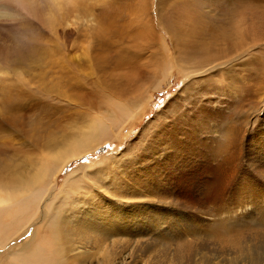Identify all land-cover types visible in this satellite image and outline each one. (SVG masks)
Listing matches in <instances>:
<instances>
[{"label": "rangeland", "instance_id": "obj_1", "mask_svg": "<svg viewBox=\"0 0 264 264\" xmlns=\"http://www.w3.org/2000/svg\"><path fill=\"white\" fill-rule=\"evenodd\" d=\"M17 1L0 0V160L21 158L25 154L40 156L44 152H38L44 151L51 139L62 136L68 128L92 119L105 120L110 123V139L101 144L95 153L86 156L87 164L97 168L104 156L119 155L123 148L128 155L120 159L112 179L111 175L104 177L94 173L84 177L78 172L84 195L92 193L94 201L100 200L103 204L115 200L110 203L113 207L117 202L126 200L133 208L129 210L132 212L130 218H139L141 214L136 209L142 206L144 198L146 200L150 196L126 199V192L130 193L127 194L129 197L132 194L125 189V184L131 183V187L133 185L138 190L141 187L143 196L152 191V186L155 195L148 200L149 204L156 202L157 207L151 206L146 212L158 213L166 218L168 226L158 235L164 233L178 237L172 240L171 253L179 245L178 240H193V236L188 234L193 230L192 221L205 227V233H218L223 228L232 232L236 230L243 238L263 230L264 217L257 218L259 212L252 210L258 205L264 208V43L250 52L244 61H234L231 70L223 72L217 69L218 66L213 67L215 63L204 66L199 51L204 40L210 41L215 37L210 28L218 30L225 26L227 31V23L234 21L235 14L237 18H242L246 10L251 9L256 10L251 19L264 15V0H76L75 4L81 9L71 4L69 8L73 10L69 15L65 8L60 9L55 32L50 23L42 20L45 18L25 14L17 18L16 7L23 0ZM24 1H36L45 6L48 2L52 3L49 0ZM6 12L9 16L5 15ZM105 12L114 14L116 19L124 18L125 22L136 19V15L144 20H141L144 26L134 30L124 40L121 36L126 35L127 28L115 27L120 33L112 32L106 40L103 35ZM131 12L135 15L130 19L128 14ZM163 20H168V29L162 24ZM171 21L177 24L176 29ZM146 22L147 25L152 23L147 26L148 30ZM161 25L164 30L160 31ZM154 26L161 34L168 30L166 51H159L158 38L157 46H149L147 31ZM261 28L260 24L250 27L249 36L260 38L258 33ZM171 36L181 43L193 45L187 48L181 45L179 50H175ZM215 42L222 41L218 39ZM105 45L108 47L103 49ZM178 51L181 63L189 64L190 69H172L171 62L167 69L170 76L167 81L159 83L163 77L162 72L158 73L161 54L165 52L164 61L170 62L174 56L177 57ZM168 52L172 53L169 55ZM116 54L127 56V65L120 69L112 68L111 72L108 61L111 57L119 58ZM152 54H155L154 57ZM38 59L40 64H34ZM104 68L112 75L102 81L107 74ZM187 84L190 88L185 89ZM142 94L144 101L136 109L137 97ZM122 105L126 107L127 114L134 115L128 122ZM136 114L140 116L135 117ZM118 132H122L123 140L116 143L112 136ZM16 152L22 156L15 157ZM109 160L100 162L109 164ZM82 164L80 159L71 162L60 173L58 188L65 182L68 172L80 169ZM140 172L143 173L142 178L150 182L148 190H143L141 183L140 186L134 183V180L141 179ZM93 183L96 187L106 184L103 185L104 190L96 195L92 190ZM107 189L109 192L105 191ZM75 200L81 207V202ZM31 216L24 218L30 220ZM16 219H9L7 223L0 219V224L6 226H0V252L3 253L0 257L9 256L12 250L29 240L35 230L32 227L30 232L26 230L18 237L17 234L22 233L15 232L19 225L9 226ZM42 232L49 237L51 230L45 228ZM202 238L196 245L198 249L193 250L182 264L231 261L229 258L234 252L231 245L224 248L215 242V238ZM152 242L143 248L146 250ZM162 247V252L167 250ZM120 251H123L122 258L114 260ZM144 252L145 255L132 245L126 251L122 244H116L115 255L106 258L101 253L91 259L76 257L75 252L67 255H70V260L78 258L79 264H174L172 259L162 260L155 253ZM54 258V255L45 259L41 256L40 260L30 255L23 256L24 261L32 264H56ZM239 259L245 261V257L244 261ZM261 260L260 263L264 261Z\"/></svg>", "mask_w": 264, "mask_h": 264}, {"label": "bare ground", "instance_id": "obj_2", "mask_svg": "<svg viewBox=\"0 0 264 264\" xmlns=\"http://www.w3.org/2000/svg\"><path fill=\"white\" fill-rule=\"evenodd\" d=\"M49 1H51L53 4L50 2L48 3L45 2V4L47 3V5L45 6L36 1H29L25 3L26 1L23 0V2L18 3L19 6L16 7L17 14H15V16L17 15L18 18L25 14V15H30V17L33 16V18L35 15L36 18H45L42 20L50 23L52 26L51 28L55 32L58 27L55 25V23L58 20L57 14L60 12V9L65 8L67 15H69L70 13H72L73 10V8L71 9L69 7L71 4H72L71 6H73V4L76 5L75 4L76 0H49ZM17 2H19V0ZM78 6L79 5H76L75 7H77L78 9ZM246 11L247 12L244 13V16L242 18H237V15L235 14L234 21L232 22L228 21L227 23L228 32L226 31L225 26L218 30L213 27L210 28V31L213 33L212 35L215 34V37L214 39L212 38L210 41L204 40L205 42L204 41L202 42L203 47L201 51H199L201 54L200 59H202L201 63L204 66L215 63L213 67L218 66L219 68L217 69H221L222 72L223 70L225 71L227 69L231 70L233 65L232 63L234 61H238V62L244 61V58L248 56L250 52L257 49L256 47L263 46L264 15H261L262 17L258 16L256 19H251L250 17L256 12V10L248 9ZM6 13L5 15L9 16L8 14L9 12L7 14ZM104 14H103L104 15L103 20L105 22L106 28H103V35L105 37L104 39L106 40L107 37L112 32L113 34L120 33L116 31L115 27L127 28L128 32L126 33V35L121 36V39L124 40L126 36L131 35L134 30L137 31L139 30V28L141 29L144 26V23L142 24V21L144 20L141 17L138 18L135 15V13L132 12L128 14L130 16V19L133 15H135L136 19L133 18L131 20H128L127 22L123 20L124 18L121 19L119 16H117L119 18L116 19L114 14H110L106 12ZM167 21L162 22V24L167 27L166 29H168V26H170L169 23L167 24ZM147 22H146V27L147 26L149 27L152 23L149 22L150 25H147L148 24ZM171 23L173 24V26H175L174 29H176L177 24L174 21H171ZM257 24H260L262 28L258 33L260 38L254 39L249 36L248 31L250 27L255 26ZM163 25H161L160 31L164 30L162 29ZM155 28H156L155 26L153 29L150 28L149 32L146 30L149 38V39L147 38V41L148 43H150L149 46H152L151 44L157 46L158 41L156 40V38H158L160 40L159 41L160 44L158 46L159 51L164 49L166 51L168 47L166 40L169 38V36H167L168 30L162 31L164 32L162 33L163 34L162 35L161 33H159L160 31L156 30ZM141 31L143 32V30ZM176 32L177 30L174 31V33ZM112 37L114 38V36ZM170 38L172 39L173 44L175 45L174 47L175 50H179L178 47H181V45L186 48L187 46L191 47L193 45L191 43H187V44L181 43L176 40V37L173 36H171ZM218 39H220V41L222 42L214 43V41ZM142 41L145 42V40ZM196 42L197 41H195V44ZM106 45L103 47V49H106V47H108ZM145 48L146 47H144V49ZM156 51L158 52V50ZM150 52H152V50ZM179 52L180 51H178L176 54L177 57L174 56L175 60L173 58V61L170 62L164 61L166 60L164 58L165 52L161 54L158 63L159 65L158 73L162 72L163 77L162 79H159L158 81L159 83L167 81L168 76H170L169 75L170 73H167V69L172 63L173 66H170V68L172 69L174 67H180V69L182 70L190 69L191 66L189 64L181 63L182 58L179 56ZM52 53L54 52L52 51ZM168 53L170 55L172 52H168ZM116 55L119 58L115 57L116 58L115 59L111 57V59L108 61L110 71L112 68L120 69L124 65H127L126 62L128 59L127 56L124 57L120 54H116ZM153 55L155 54H152L151 56L154 57ZM156 55L158 56L157 53ZM170 58H172V55L170 56ZM101 60L102 58H100V62ZM34 64L37 65L40 64L39 59L36 62H34ZM103 71L106 72L107 74H105L101 80L105 81L107 80V78H109L110 75H112V73H108L105 68L103 69ZM206 74L207 72L204 75ZM190 81L191 78L187 81V83H189ZM189 86L190 84H187L185 89ZM137 98H138V102L136 109H138L142 105L144 101L143 99L144 95L142 94L141 97L138 96ZM148 100H150V94ZM20 102L22 103V101ZM122 108L124 109L123 111H125L127 114L126 107L122 105ZM140 114H136L135 117H139ZM4 118H6V114L4 115ZM133 118L134 115H132V113L127 114V122ZM109 125L110 123L108 121L100 120V119L99 120L92 119L91 121L83 123L77 127L73 126L71 129L68 128V130L63 132L62 136L59 135L60 137L59 136L54 137L53 135H51L54 138L48 142V144L45 146V149L43 148L44 151L41 150V152H38V154L44 152L42 154H39L40 156H35L34 154H25L22 156L19 154V152H16L15 157H20V156L22 157L11 158L8 160H3V159L0 160V219H2L3 222L7 223V220L16 217L17 219L15 220V222L13 224L10 223L9 226L11 227L13 225L15 226L19 225V227L16 228L15 232L18 233L22 231V233L20 234L16 233L18 237L24 235L26 230L29 231L30 228L35 227L34 232L29 236V240L24 241L23 244H20V246L15 251L12 250V252H10V255L15 256L16 259L10 255L9 256L2 255V257H0V264H32L30 261L29 262L24 261L23 256L26 255H30L33 258L39 260L41 256L43 257V259H45V258H53L54 255L55 256L54 262H56V264H79L77 261L78 258L74 260H70L71 257H69L70 255L68 256L67 254L70 252H75L76 257H82V258L88 257L87 259H91L92 256L101 253L103 258H106L115 255L113 253V250L116 244H122V246H124V249L126 251L129 249V246L132 245L133 248L135 249L138 248L139 250H141L143 255H145L144 251H150L151 254L155 253L156 254L155 256L159 259L163 260L165 258L166 259L169 258L170 260L171 259L173 260L174 264H182L183 260L188 255H190V253L193 250H196V248L198 249L196 245L198 244L199 238L203 240L202 237H206L209 239L215 238V242L222 245L223 247L226 245L232 246L231 250H233L234 252L232 253V257L229 258L231 259V261L230 262L226 261V263H218V264H264V261L260 263L261 259L264 260V227L262 231L257 233H252L251 235L248 236V238H243V236L237 234L238 231L236 230L233 232L224 230L222 228L225 227L224 225L221 227L222 231L218 233L216 232L209 233V231L207 232V230H206L207 233H205V229H204L205 227H201L199 226L198 223H196V221H192L191 228H193V230L191 232L188 231V234L191 237L193 236V240L189 238L188 240L184 239V241L178 240L179 245L177 246L175 251L171 253L170 246H172L171 245L172 240L174 241L175 239H178V237L173 235H164V233L158 235L162 230H165L164 229L165 227L168 226L167 225L168 222L167 220H165L166 218H162L158 213L156 215V214H152L151 212L149 213V211L146 212V209H149L151 206L157 207L156 202L154 203L151 202L149 204V200H148L152 197V195H155V190L152 188V186H151L152 191H150L147 194H144L145 196H143L142 194L143 191L140 190L141 187L140 188L138 187L139 188L138 190L133 185L131 187V183L128 184L126 182L125 184L127 185L125 186V189H129V191L132 194V196L129 197L128 195H130V193L126 192L128 194V195L125 194L126 199L135 198L136 196L137 197L150 196L146 200H144L145 198L143 200L140 198L142 200L141 201L142 203L140 202L142 206H139L136 210L139 211L138 212L139 215L141 214L144 216L140 215L139 218L134 216L130 218L132 212H130L129 210H132L133 208H131V204H128L126 200L120 201V203L117 202L116 205H114L113 207L110 205V203H112L115 200H113L112 202H105L103 204L99 202L100 200L94 201L92 193L90 196L84 195L83 194V192L85 191L83 190L84 186L79 184V180L77 176L78 172L83 173L84 177L94 173H98L104 177L107 175H111L110 177L112 179L114 168L116 166H119L120 159H122L125 156L127 157L128 155V151L123 148L120 152L118 151L119 155H115L112 157L104 156V158L100 160L104 162L110 159L109 161L111 162H109V164H101L102 162L99 161L98 162L99 164L96 165L98 166L97 168L92 167L91 164H87L86 156H89L90 153L91 154L95 153L100 148L101 144H104L110 139L109 136L111 131L109 130ZM112 137L114 138V141L116 143L120 142V140L122 139V132L114 133ZM79 159L83 160V164L81 168L79 167L80 169H74L69 171L66 176L65 182L60 185V188H58V177L60 173L65 171L71 162L76 160L79 161ZM110 163L113 165H110ZM140 173L142 175L140 177L141 179L136 181L134 180V183L135 185L138 186H140L141 183V186L144 188L143 190H148L147 184H149L150 182L149 180L143 179L142 178L144 177L143 173L142 172ZM106 178L109 179L108 177ZM106 182L108 183L109 186L110 182L108 180ZM103 185L100 184L99 187H96L94 183L92 184L93 186L92 190L94 191V193L96 192V195H98L99 193H101V191L104 190ZM111 188L112 187H110V189ZM108 189L105 191L109 192ZM56 190H59V192L57 193ZM107 192H105L106 195H108ZM75 199L81 202V207L79 206L80 203L79 205L76 204ZM145 201L146 203L144 205ZM162 204L164 206L167 205L166 203H162ZM258 206L254 207L255 210L252 211L259 212L257 218L261 217L263 219L264 208H260ZM26 215H33V216H31L32 218L30 217L31 218L30 220H26V218H24L26 217ZM27 221L30 222L26 223ZM0 226L2 228L6 227L4 226V223L3 224L1 223ZM26 226H28L29 228ZM160 226L161 228H158ZM45 228H49L51 230L49 237L43 235L42 230L43 229L45 230ZM187 228L189 229V227ZM226 228L228 229V225H226ZM5 239L6 238H4V241ZM109 240L110 243H108ZM150 240L151 241L153 240L154 243L152 242L153 244L151 243L152 245L145 250L143 247H145V244L150 243L151 242ZM162 246H165L167 250L166 251L164 250L162 252L163 249L161 250V248H164ZM52 249L54 250V254ZM122 252L123 251L117 252L114 260L115 259L119 260L120 258H122V254H121ZM227 252L229 256L230 253L229 251ZM0 253H2V251ZM129 255L132 257L131 251ZM243 257H245L244 259L245 261L243 260ZM239 258H242V260L246 263L242 262ZM199 264H205V263L201 261L199 262Z\"/></svg>", "mask_w": 264, "mask_h": 264}]
</instances>
